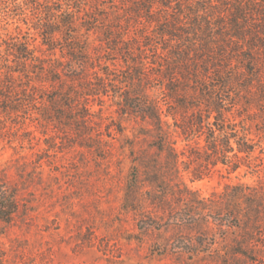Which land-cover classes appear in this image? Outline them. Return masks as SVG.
<instances>
[{
    "label": "trees",
    "instance_id": "16d2710c",
    "mask_svg": "<svg viewBox=\"0 0 264 264\" xmlns=\"http://www.w3.org/2000/svg\"><path fill=\"white\" fill-rule=\"evenodd\" d=\"M95 32L98 46L88 41ZM109 96L121 115L139 117L157 139L152 147L163 165L139 160L150 183L163 182L165 169L177 171L183 153L174 137L206 173L219 165L257 173L264 0H0V116L21 127L27 119L44 126L62 116L87 125L90 102ZM201 175L192 171L193 179ZM259 194L237 184L219 196L232 206L222 209L220 228L232 212V226L241 230L235 254L245 256L241 247L254 242L264 209ZM16 212L14 195L0 182V221Z\"/></svg>",
    "mask_w": 264,
    "mask_h": 264
},
{
    "label": "rangeland",
    "instance_id": "374dc122",
    "mask_svg": "<svg viewBox=\"0 0 264 264\" xmlns=\"http://www.w3.org/2000/svg\"><path fill=\"white\" fill-rule=\"evenodd\" d=\"M100 38L95 32L88 41L98 46ZM112 99L90 102L87 125L62 116L21 127L0 116V182L17 207L9 222L0 221V264H264V209L243 256L234 253L241 230L232 226V212L220 228L231 202L219 200L225 185L244 184L264 205V140L255 137L257 173L220 165L206 173L174 137L183 153L177 171L165 169L163 182L150 183L139 160L163 165L152 147L157 139ZM195 170L202 171L198 179Z\"/></svg>",
    "mask_w": 264,
    "mask_h": 264
}]
</instances>
